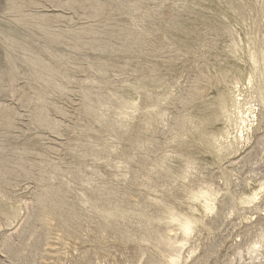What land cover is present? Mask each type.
I'll list each match as a JSON object with an SVG mask.
<instances>
[{"label": "rangeland", "instance_id": "rangeland-1", "mask_svg": "<svg viewBox=\"0 0 264 264\" xmlns=\"http://www.w3.org/2000/svg\"><path fill=\"white\" fill-rule=\"evenodd\" d=\"M0 264H264V0H0Z\"/></svg>", "mask_w": 264, "mask_h": 264}]
</instances>
